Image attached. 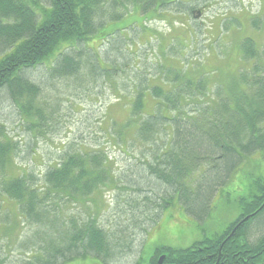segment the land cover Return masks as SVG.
I'll return each instance as SVG.
<instances>
[{"label":"trees","instance_id":"16d2710c","mask_svg":"<svg viewBox=\"0 0 264 264\" xmlns=\"http://www.w3.org/2000/svg\"><path fill=\"white\" fill-rule=\"evenodd\" d=\"M108 1L42 0L41 3L39 0H0V44L6 50L0 55V92L7 93L4 94L6 98L11 97L19 104V111L24 117L30 120L37 118L38 124L27 123L29 131L38 133L45 116L42 105L37 102L41 88L31 82L25 73L52 59L54 64L47 70L46 77L51 70L60 78L79 73L80 60L87 53L84 50L78 53L74 45L89 40L103 25H99L97 19L102 6ZM115 4L146 14L149 22L163 21L167 8L179 10L180 18L185 19L182 12L191 8L177 0H116ZM115 9L119 11L117 7ZM169 24L172 25L171 22ZM251 25L261 32L264 43V8L260 15L252 16ZM202 34L201 31L199 36L202 37ZM159 36L155 38L161 39L162 36ZM241 48L244 58L253 60V68L248 69V73L242 71V79L233 84L232 91L237 96L233 111L224 107L225 97H218L214 106L205 107L198 116V110L192 113L184 110L187 96L182 91L191 88L194 83L191 70L166 71L164 67H159L164 85L176 87L171 92L163 87H151L152 78L146 79V86L143 83L137 86L138 95L125 123L126 126L134 124V128H115L114 137L108 130L105 133L108 143L119 149L129 162H134V172L129 166L131 175H121L118 158L110 155L112 148L105 145L86 148L84 144L75 142L65 144L64 155L56 164H48L42 174L32 167V172L26 174L20 173L19 168L18 173H10L12 158L21 149L18 142L3 133L4 129L0 130V195L3 200H11L18 205V211L11 214H18L21 218L19 223L11 226V232L15 233V227L21 229L22 220H29L32 226L37 227L30 235L33 237L43 228L49 216H59L62 230H65L55 232V239L50 242L40 239L35 244L24 246L23 240L27 237L23 238L19 242L21 249L32 251L38 246L39 252L22 264H61L72 260L74 253L82 259L94 256L100 259V264H109L118 257L116 244L121 243L126 232H121V228H117L116 232L112 228L111 233V230L100 226L97 213L100 204L94 202L97 195L102 196L104 201L106 194L112 199L113 191L128 193L125 202L132 205L130 202L133 201L136 213L159 210L163 207L161 204L167 206L178 197L187 212L198 220L207 217L212 195L222 187L219 184L231 179L235 169L255 152H264V75L258 73V66L264 72L260 55L262 48L250 38L241 42ZM249 73L255 74L248 76ZM196 75L198 77L199 74ZM206 91L208 83L201 79L196 81L194 96L203 95ZM196 98L199 99V96ZM155 100L157 113L154 111L147 115V104ZM51 107L47 106V110L53 113ZM126 133L129 137L125 136ZM224 159L233 160L231 170L224 177L226 180L217 184L213 192L204 190L207 187L204 184L206 174ZM160 185L165 187L164 196L158 195L159 190L144 188L149 186L154 189ZM251 186V195L238 203L241 215L222 232L204 237L184 249L157 247L148 260L143 258L142 251L134 264H160L161 256H165L163 264H264V235L255 243L248 240L251 224L264 214V179H257ZM203 193L207 196L204 197ZM143 194L144 197H140ZM131 195L138 196V199ZM153 199L162 203L157 207L142 205ZM195 201L198 203L196 214L190 209ZM63 205H78L77 209L87 212L88 219L83 221L80 214L61 211ZM108 205L110 207L111 203ZM136 213L132 219L138 222L140 218ZM143 231L145 233L146 228Z\"/></svg>","mask_w":264,"mask_h":264},{"label":"rangeland","instance_id":"374dc122","mask_svg":"<svg viewBox=\"0 0 264 264\" xmlns=\"http://www.w3.org/2000/svg\"><path fill=\"white\" fill-rule=\"evenodd\" d=\"M39 1L42 3V0ZM177 1L191 6L182 13L183 18L193 26L180 18L179 10L167 8L163 21L149 22L146 14L142 15L136 9L127 7V4V8L120 4L116 5V0H110L104 3L100 10L97 23L103 25L98 28L96 34L89 40L74 45V50L78 53L81 50L87 53L80 60L79 73L73 77L60 78L51 70L46 77L47 70L54 64V59L25 73L31 82L41 88L37 102L42 105L45 120L41 122V130L37 129L38 133L27 128V123L38 124L37 118L30 120L24 117L17 103L11 97L6 98L7 93L0 92V130L4 129V134L18 142L22 151L13 156L10 173H18L19 168L20 173L26 174L32 172L30 169L32 167L42 174L41 171L45 172L48 164H56L64 155L62 151L65 144L75 142L84 144L86 148L97 145L112 148L110 155L118 158V165L122 168L121 175H131L132 171L134 172V162H129L121 155L119 149L113 148V144L108 143L109 138L105 133L108 130L114 137L115 128L126 126L128 113L131 112L134 98L138 95L137 86L141 83L146 86V79L152 78L151 87H163L167 92L176 88L174 85L171 88L170 84L164 85L160 77V66L166 71L191 70V80L194 83L191 88L182 91L187 96L186 102L183 103L184 110L191 113L198 110V116L205 107L214 106L218 97L227 98L224 107L228 110L235 109L237 96L232 91L233 84L242 79V75L240 76L242 71L248 73L253 68V60L244 58L241 42L248 38L256 40L262 48L260 55L264 62L263 35L251 25L252 16L260 15L263 10L264 0ZM116 7L119 11L115 9ZM157 35H161L162 38L157 40L155 38ZM3 50L0 44L1 56L6 51ZM258 68V73L264 75L261 68L259 66ZM195 72L199 74L198 77ZM254 74L249 73L248 76ZM200 79L208 83V92H204V96L201 94L194 96L196 81ZM147 94L151 96V93ZM196 96H199V99ZM156 102L157 100L147 104L145 109L147 115L153 114L154 111L157 113L158 107L154 109ZM49 105L54 109L53 113L47 110ZM138 119L140 120V117ZM133 125L125 128L131 130V127L134 128ZM40 132H43V135ZM125 136L129 137V134L126 133ZM232 164L233 160L218 161L217 166L206 174L204 184L207 187L202 186V189L213 192L215 186L224 181ZM235 171L231 179L219 184L222 187L214 196L212 195L209 214L202 221L188 213L178 197L167 206L161 204L163 207L159 210L150 212L148 209L136 213L133 207L135 203L132 201L130 202L132 205H129L125 202L128 193L113 191L112 199L106 194L104 201L102 196H95L94 202L100 204L97 210L100 226L108 231L112 228L115 231L121 228V232H126L124 233L126 237H123L120 244H116L119 256L112 259L109 264H134L142 251L143 258L148 260L157 247L184 249L204 237H212L222 232L241 215L238 203L242 198L251 195L253 182L264 179V152H255ZM144 188L149 191L159 190L158 195L164 196L165 187L162 185L158 188L153 187L154 189L149 186ZM202 195L207 196L205 193ZM1 196L0 264H22L38 254V246L33 247L32 251L20 248L19 242L23 238L27 237L23 240V245L28 246L39 242L40 239L53 241L55 232L65 231L62 230L59 216H49L45 222L46 226L44 225L33 237L30 235L37 227L32 226L29 220H22L24 223L21 229L15 227V233H12L11 226L19 223L21 219L18 214H11L18 211V205L11 200H3ZM140 197H144V194ZM105 203L106 207H102L101 205ZM159 203L162 202L153 199L150 202H143L142 205L157 207ZM91 204L87 206H92ZM197 204L195 201L190 207L194 214L198 209ZM77 208L78 205L70 207L63 205L61 211L64 210L67 214H80L84 218L83 221L87 220V212ZM135 213L140 218L138 222L132 219ZM9 234L12 235L8 236ZM71 234L70 230L69 235ZM262 235L264 214L251 224L248 240L255 243ZM72 255L74 256L72 260L61 264L101 263L100 259L94 256L82 259L77 253Z\"/></svg>","mask_w":264,"mask_h":264},{"label":"water","instance_id":"95a60500","mask_svg":"<svg viewBox=\"0 0 264 264\" xmlns=\"http://www.w3.org/2000/svg\"><path fill=\"white\" fill-rule=\"evenodd\" d=\"M262 207H264V204H263V206H262ZM250 217H251V216H250ZM247 219H248V218H246V220H247ZM163 259H164V256L160 258V261H159V262H160V264H161V262H162V260H163Z\"/></svg>","mask_w":264,"mask_h":264},{"label":"flooded vegetation","instance_id":"af4514ba","mask_svg":"<svg viewBox=\"0 0 264 264\" xmlns=\"http://www.w3.org/2000/svg\"><path fill=\"white\" fill-rule=\"evenodd\" d=\"M164 259L162 260L161 264H163Z\"/></svg>","mask_w":264,"mask_h":264},{"label":"bare ground","instance_id":"6f19581e","mask_svg":"<svg viewBox=\"0 0 264 264\" xmlns=\"http://www.w3.org/2000/svg\"><path fill=\"white\" fill-rule=\"evenodd\" d=\"M14 99V98H13ZM19 105V104H18ZM258 232V231H257Z\"/></svg>","mask_w":264,"mask_h":264}]
</instances>
